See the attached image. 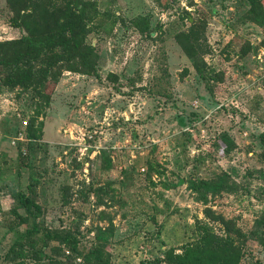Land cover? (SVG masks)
Listing matches in <instances>:
<instances>
[{
    "label": "rangeland",
    "instance_id": "obj_1",
    "mask_svg": "<svg viewBox=\"0 0 264 264\" xmlns=\"http://www.w3.org/2000/svg\"><path fill=\"white\" fill-rule=\"evenodd\" d=\"M56 2L97 6L81 41L96 71L59 65L46 109L33 88L0 87V264H14L18 242L28 264H84L28 237L35 226L72 231L80 253L107 244L113 264H141L196 242L198 220L245 252L243 264H264L253 235L264 210V26L249 0ZM138 16L151 18V36L134 31ZM13 18L0 0V43L27 36ZM182 32L197 35L194 59ZM221 179L228 188L209 190ZM21 193L42 207L37 217L18 207Z\"/></svg>",
    "mask_w": 264,
    "mask_h": 264
},
{
    "label": "trees",
    "instance_id": "obj_2",
    "mask_svg": "<svg viewBox=\"0 0 264 264\" xmlns=\"http://www.w3.org/2000/svg\"><path fill=\"white\" fill-rule=\"evenodd\" d=\"M6 1L14 14L13 25L25 29L28 34L19 41L0 43V87L33 88L39 98L44 97L46 109L51 101V97L45 92L46 87L50 81L56 80L55 70L59 65L78 61L89 69V73L96 71L89 60L91 50L81 45V41L93 32L89 24L94 25L100 12L96 5L87 2L59 5L56 0ZM46 3L48 7H45ZM249 3L251 21L264 26L263 0H249ZM131 25L134 31L142 36L152 34V20L148 16L134 18ZM177 41L182 43L181 46L190 59H194L195 55L191 49L193 50L196 44L200 45L197 35L192 39L188 32H182L177 36ZM57 50L60 55L55 54ZM194 63L201 78L209 86L211 78L203 72L202 62ZM222 142L226 145V152L236 147L235 141H230L228 136H223ZM260 142L264 147V133L260 136ZM208 187L209 190H225L228 188V182L221 179L217 187L215 184H209ZM1 193L0 180V213ZM14 199L29 217H37L42 212V207L24 193ZM12 213L18 216L16 210ZM255 226L253 235L264 250V210L256 220ZM196 227L199 232L196 242L184 245L181 252L169 249L161 258L143 261L141 264H243L246 253L235 247L231 240L221 238L201 220L196 222ZM35 234H42L45 245L58 243L70 248L83 256L84 264H113L107 244H98L91 250L80 253L78 238L70 230H40L35 226L33 230L28 231V237L32 238ZM9 255L14 264H28L25 260L29 258V252L25 251L21 242L16 243ZM33 257L40 259L36 252Z\"/></svg>",
    "mask_w": 264,
    "mask_h": 264
}]
</instances>
